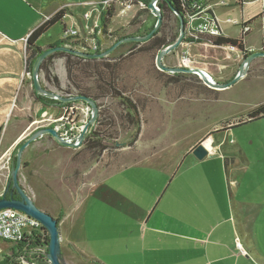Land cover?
<instances>
[{"label":"rangeland","instance_id":"rangeland-1","mask_svg":"<svg viewBox=\"0 0 264 264\" xmlns=\"http://www.w3.org/2000/svg\"><path fill=\"white\" fill-rule=\"evenodd\" d=\"M25 1H27V9L25 6L23 10L19 5L18 8L24 13L33 10L39 20L44 19V15L58 2L66 3L81 19L89 12L90 19L87 22L83 20L84 26L93 31L95 39L101 41L102 49L109 48L110 43L113 42L111 39L103 40L100 36L97 37L101 14L98 18L96 9H99V12L103 10L102 7L106 6L104 0ZM84 1H88L84 4L89 6L80 4ZM119 1L121 0H112L109 3H114L115 8L118 9ZM246 1L244 16H255L261 9V4L255 0ZM132 3L136 2L132 1ZM213 3L214 6H221L226 0H214ZM68 7L64 8L68 9ZM18 8L16 11L19 10ZM262 10L264 12V4ZM139 12L141 11L134 8L128 18H115L111 31L126 35L134 33L141 25L152 27L156 19L152 15L147 16L145 12H141L137 19ZM134 18L137 19L136 22L133 21ZM218 19L224 25L227 35L238 36L239 29L226 22L227 19H239L236 11L233 13L222 11V16L220 18L218 16ZM64 24L66 29L73 25L68 19L64 20ZM169 25L175 26L172 16ZM61 33L62 25L57 23L39 38L38 44L51 45L61 39ZM261 39V29L255 26L246 43L249 48L259 47L257 51H264V48H260ZM131 45L132 43L119 46L109 57L122 58L120 68L124 74L119 75L118 87L122 96L131 99L136 107L138 128L134 116L127 111L123 99L107 97L98 101L102 113L98 125L92 129L93 135L91 131L89 132L87 142L80 148L61 147L45 136L31 143L22 154L18 174L19 184L33 204L53 218L58 217L59 214L69 215L76 208L80 198L88 194L94 185L122 168L151 165L172 172L186 154L209 139L213 150L209 151V154L221 151L227 156L230 149L228 142L226 144V140L223 139L226 131L246 121L249 112L264 104V58L254 59L243 78L231 87L216 91L204 85L194 74H166L158 71L155 66L157 56L155 53L144 52V45L136 47ZM243 58L230 47H216L209 43L190 46L182 44L166 55L162 63L167 67L205 70L214 82L223 84L237 75ZM63 63V59H57L49 69L50 75L57 78L58 87L47 83L44 73L39 74L42 87L61 96L67 89ZM27 77L31 80L30 75ZM32 90V87L28 88L29 99H32ZM60 111H57L53 117L43 116L42 119L36 118L34 112L28 111L23 118L24 124L26 126L35 119L33 129L47 126L51 124L48 123V119L55 120L62 116L63 110ZM81 116L76 115L75 119H80ZM64 117L74 118L68 113L64 114ZM16 120L18 118L14 119ZM12 124L14 123L8 126ZM6 126L0 128V195L8 182L12 156L19 145L9 155L5 154ZM230 133L229 139L234 141V146L243 150L248 162L261 168L264 180V120L236 126ZM215 156L221 160L219 153ZM253 174L257 181L260 177L255 168ZM244 181L247 182L249 179L246 178ZM159 197H162V192ZM42 229L40 231L42 234L36 232L33 234H36L41 242L48 243V235ZM12 249V245L0 242V261ZM30 252L21 255L18 250L13 249L16 258L7 264H37L40 261L49 264L44 255L47 251L38 257ZM60 261L62 264H98L69 248L63 240Z\"/></svg>","mask_w":264,"mask_h":264},{"label":"crops","instance_id":"crops-1","mask_svg":"<svg viewBox=\"0 0 264 264\" xmlns=\"http://www.w3.org/2000/svg\"><path fill=\"white\" fill-rule=\"evenodd\" d=\"M205 1L223 38H239L240 31L237 37H230L218 19L222 11H236L239 19L235 20H252L245 50L259 48H249L246 43L255 26L261 29L260 48H264V0H255L261 9L253 17L244 16L246 0L242 6L236 5L237 0H226L225 7L214 6V0ZM84 3L88 1L80 4ZM18 5L23 10L28 7L25 0H0V128L8 123L6 155L34 131L35 119L34 124H24L28 111L39 119L53 117L58 111L56 106L45 107L27 95L32 83L26 72V39L48 17L68 7L58 2L39 20L33 10L24 13ZM65 19L84 25L69 7L63 23ZM38 41L36 45L42 49L49 46ZM231 130L223 137L230 149L227 156L215 151L198 162L190 152L172 172L133 165L108 175L80 198L69 215L55 217L60 218L63 241L98 264H264L263 174L234 146L229 139ZM218 153L221 160L215 156ZM254 168L260 177L257 181ZM246 178L249 181H244Z\"/></svg>","mask_w":264,"mask_h":264},{"label":"trees","instance_id":"trees-1","mask_svg":"<svg viewBox=\"0 0 264 264\" xmlns=\"http://www.w3.org/2000/svg\"><path fill=\"white\" fill-rule=\"evenodd\" d=\"M137 1V0H136ZM144 2L146 5L150 0H140ZM193 0H161L157 3L158 8L162 13V23L154 34V36L145 43H132L131 46L136 47L138 45H144V52L146 53H155L158 54L159 51L171 45L175 42L178 37V28L179 22L176 16H174L171 9L177 11L183 18L186 16L188 12L191 11V3ZM201 3H205V0H200ZM244 0H237L236 5L242 6ZM142 13L145 12L147 16H150V12L148 9L140 10ZM141 12L137 14V19L141 15ZM66 14V9L61 8L53 15L48 17L41 25L35 28L32 33L26 39V72L31 74V69L33 62L37 58V56L43 51L42 48L36 45V42L39 38L44 35L50 28H52L57 23L62 25V31L65 27L63 23V19ZM115 14V7L113 4H110L103 12H101V16L99 18V29L101 33V38L103 40H112L113 43L117 42L123 38L131 37V36H144L149 33L152 27L147 26H140L134 33L130 34H119L118 31L110 32L109 25ZM170 16L174 19V27L169 25ZM136 18L133 19L134 22L137 20ZM252 20L246 21L248 25H250ZM155 24V23H154ZM250 32V31H249ZM249 32L242 34L240 33L238 39H229V38H198L197 40H188L187 42L191 45H199L202 43H209L216 47H230L234 48L235 50L244 52L247 56L250 52L246 51L244 48V39L249 34ZM64 42L60 40H56L53 44L49 45L48 47H58L63 46ZM106 50V49H105ZM57 59L64 60V69L66 75V86L67 89L64 92L63 96L67 95H74V96H84L92 99L96 102L98 107V117L96 119V125L99 122V118L101 117V105L98 103L100 99L112 97V98H121L123 99L124 105L129 113H131L135 118V124L138 128V121H137V111L136 107L133 104L132 100L122 96L121 89L118 87L119 75L122 74L121 72V57L118 58H104V59H82L78 58L69 54L65 53H55L45 59V61L40 66V72L44 73L45 80L47 83H51L55 87H58V80L54 76L50 75L49 69L53 65L54 61ZM112 61V62H111ZM124 74V73H123ZM52 78V82H51ZM30 83L31 80H29ZM44 88V87H43ZM123 88V87H122ZM33 89V88H32ZM32 97L34 100L43 106H52L57 105L58 108H64L68 106V104L61 105L55 100H50L47 98L36 96L32 90ZM248 119L241 123H238L235 126L230 127L229 129H233L236 126L247 124V123H254L261 119H264V104L259 105L254 110L248 113ZM228 129V130H229ZM91 135L93 133L91 132ZM87 140L84 141V144ZM20 145V144H19ZM18 145V146H19ZM17 146V147H18ZM16 147V148H17ZM225 165L227 161L225 160ZM57 222H60V218H56ZM44 229H42L43 231ZM39 234L42 232H38ZM14 250H18V252H27L31 251L37 255H40L42 251L46 252L47 248V241L41 242L39 238L36 237V234L33 235V238L28 241L21 242L16 246H12ZM13 249L11 253H13ZM96 262V261H94ZM9 263L8 257H5L0 264H7ZM97 263V262H96ZM37 264H45L42 261L37 262Z\"/></svg>","mask_w":264,"mask_h":264},{"label":"water","instance_id":"water-1","mask_svg":"<svg viewBox=\"0 0 264 264\" xmlns=\"http://www.w3.org/2000/svg\"><path fill=\"white\" fill-rule=\"evenodd\" d=\"M161 0H150L147 4V8L150 14L156 19L152 30L144 36H131L123 38L117 42H114L109 48L101 53L88 54L75 49L67 48L64 45L58 47H47L37 56L33 62L31 69V82L33 92L36 96L55 100L60 104H67L72 102H83L90 108V116L87 123L83 126L80 133L73 139L67 140L59 136L54 127H41L31 132L26 138H24L20 145L16 148L15 153L12 157L11 166L9 170V178L0 195V210L2 209H14L20 211L35 220H37L42 228L48 235L47 252L44 254L49 264H62L60 261L61 257V244L62 236L60 232L59 223L48 213L39 210L29 197L24 193L18 180V174L21 167L22 154L25 149L31 145V143L41 139L45 136L50 137L57 145L65 148L78 149L88 136L91 128L94 126L98 117V107L95 101L84 96H61L58 93L49 91L42 87L39 80L40 66L45 59L55 53H65L82 59H104L108 58L109 55L114 52L119 46L129 43H145L149 41L159 29L162 23V13L157 6V3ZM174 16L177 17L179 22L178 37L174 43L168 45L164 49L158 52L155 58V66L158 71L166 74H194L198 76L204 85L212 88L216 91L226 90L231 87L234 83L239 81L245 75L249 64L257 58H264V51H253L249 55H245L244 52L236 50L244 58L238 68L237 75L227 83L219 84L213 81L211 76L202 69L196 68H181V67H167L162 63L163 58L178 48L180 45L185 43V32H184V20L183 17L174 9H171ZM234 49V48H232ZM235 50V49H234ZM192 156L197 161L204 160L209 151L204 146V143L197 145L191 152ZM9 192V195H8ZM15 192V196H13Z\"/></svg>","mask_w":264,"mask_h":264},{"label":"built area","instance_id":"built-area-1","mask_svg":"<svg viewBox=\"0 0 264 264\" xmlns=\"http://www.w3.org/2000/svg\"><path fill=\"white\" fill-rule=\"evenodd\" d=\"M110 1L112 0H104L103 3L106 4V6L102 7L103 10L101 12H103L110 4H113L115 7L114 3H109ZM132 1L136 3L134 4L132 3ZM84 5L89 6L88 4ZM118 5L119 8H115L116 14H114V19L128 18L131 14L132 9L134 8L138 9L139 11L148 9L147 5L144 2L136 0H121L118 2ZM226 5V3H221V7H225ZM96 10H98L97 14L99 18L101 12H99V9ZM89 19L90 13H85L82 20L87 22ZM183 20L185 32L184 45H191L187 42L188 40H197L198 38L210 39L223 36V32L219 26V22L206 1L205 3H201L200 0H193L191 3V11L186 14ZM226 22L232 27H238L240 33L242 34H245L251 30V25H248L246 21L239 22L235 19H227ZM99 36L101 38L100 29L98 28L97 37ZM61 40L64 42L65 47L75 49L84 53L95 54L104 51V49H102L101 41L99 39H95V37L93 36V31L84 25L77 26V24L73 23L72 27L69 29H66L65 26L61 33ZM62 113V116L55 120L48 119V123H54L55 130L59 132H62L64 124L70 125L73 123L77 126L76 132L80 133L83 125L85 124V121L88 120L90 116V108L84 104L71 105L70 107L63 109ZM66 113L74 118H65L64 114ZM76 115L82 116L80 117V119H75ZM42 121H44V119ZM72 129L73 128H71V130ZM68 136H70V134L67 131H63L61 133L62 138L67 140L73 139H69ZM41 228L42 226L37 220L20 211L14 209L0 210V242L16 246L21 242L31 240L33 238V235H35L33 233L40 232ZM236 246L237 248L240 247L238 243L236 244ZM43 252L44 251H42V253ZM23 253L20 252L21 255ZM30 253L33 255H37L34 252ZM36 257H38V255Z\"/></svg>","mask_w":264,"mask_h":264},{"label":"flooded vegetation","instance_id":"flooded-vegetation-1","mask_svg":"<svg viewBox=\"0 0 264 264\" xmlns=\"http://www.w3.org/2000/svg\"><path fill=\"white\" fill-rule=\"evenodd\" d=\"M63 96V95H62ZM67 96H72V95H67ZM67 96H64V97H67ZM68 104V106H66V107H64V108H58L57 107V105H55L56 106V108L58 109V112H61L60 110H63V109H65V108H67V107H70L71 105H80V104H84L83 102H79V101H77V102H72V103H67ZM61 105H63V104H61ZM84 105H86V104H84ZM54 106V105H53ZM87 106V105H86ZM89 119V118H88ZM87 121L88 120H86L85 121V124L87 123ZM34 121H32L31 123H33ZM30 123V124H31ZM34 124V123H33ZM84 124V125H85ZM83 125V126H84ZM54 127L55 126V124L54 123H51V124H49V125H47V126H44V127ZM96 126V122H95V124H94V126L91 128V132H92V129L94 128ZM41 127H43V126H41ZM71 128H73L72 130H71ZM76 128H77V126L75 125V124H70V125H67V124H64L63 125V129H62V132L63 131H67V132H69V134H70V136H68L69 137V139L70 138H75L79 133H77L76 132ZM83 128V127H82ZM36 129H38V128H35L34 130H36ZM57 131V130H56ZM61 131L59 132V131H57V133L59 134V136L61 137V133H62ZM88 137V136H87ZM87 137H86V139H87ZM50 138V137H49ZM51 139V138H50ZM85 139V140H86ZM84 143V142H83ZM83 143H82V145H83ZM81 145V146H82ZM80 146V147H81ZM79 147V148H80ZM69 149H71V148H69ZM16 150V149H15ZM14 155V154H13ZM13 157V156H12ZM22 188V187H21ZM8 195H9V192H8ZM13 196H15V192H13V194H12ZM6 257H8V259H9V261H11L12 259H14V258H16V256L13 254V253H11V252H9L8 254H7V256Z\"/></svg>","mask_w":264,"mask_h":264},{"label":"bare ground","instance_id":"bare-ground-1","mask_svg":"<svg viewBox=\"0 0 264 264\" xmlns=\"http://www.w3.org/2000/svg\"><path fill=\"white\" fill-rule=\"evenodd\" d=\"M211 144V140L209 139L208 141L204 142V146L206 147V149H208L210 152H212V148L210 147Z\"/></svg>","mask_w":264,"mask_h":264}]
</instances>
